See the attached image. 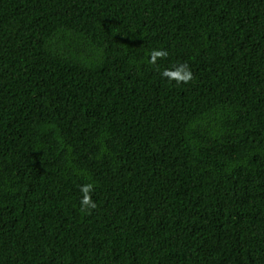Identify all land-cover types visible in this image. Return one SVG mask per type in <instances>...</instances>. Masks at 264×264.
<instances>
[{
	"label": "trees",
	"instance_id": "1",
	"mask_svg": "<svg viewBox=\"0 0 264 264\" xmlns=\"http://www.w3.org/2000/svg\"><path fill=\"white\" fill-rule=\"evenodd\" d=\"M0 264H264V0H0Z\"/></svg>",
	"mask_w": 264,
	"mask_h": 264
},
{
	"label": "clouds",
	"instance_id": "2",
	"mask_svg": "<svg viewBox=\"0 0 264 264\" xmlns=\"http://www.w3.org/2000/svg\"><path fill=\"white\" fill-rule=\"evenodd\" d=\"M167 53L163 51H154L151 53L152 60L151 62H155V59L158 57L166 56ZM165 75H175V73H165ZM191 78L190 72H185L183 76L180 77L184 82H187ZM92 184H85L81 188V192L83 193V197L81 199V207L83 210H87L88 208H95V204L93 203L89 193L92 190Z\"/></svg>",
	"mask_w": 264,
	"mask_h": 264
}]
</instances>
